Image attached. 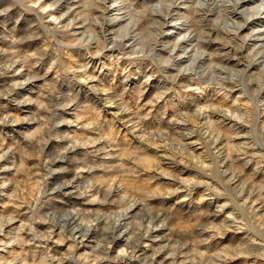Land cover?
<instances>
[{
  "label": "clouds",
  "instance_id": "1",
  "mask_svg": "<svg viewBox=\"0 0 264 264\" xmlns=\"http://www.w3.org/2000/svg\"><path fill=\"white\" fill-rule=\"evenodd\" d=\"M255 176L264 0H0V264H264Z\"/></svg>",
  "mask_w": 264,
  "mask_h": 264
},
{
  "label": "rangeland",
  "instance_id": "2",
  "mask_svg": "<svg viewBox=\"0 0 264 264\" xmlns=\"http://www.w3.org/2000/svg\"><path fill=\"white\" fill-rule=\"evenodd\" d=\"M149 99V97H145V100L142 101V103H145L147 100ZM149 116H151V113H148ZM120 135L125 139L128 140L129 139V135L127 133V131L125 129H121L120 131ZM136 145L132 144L131 148H126L125 152L122 154L123 157L127 158L129 156H135L136 155ZM157 151V146L153 145L151 148H149L148 150V154L141 156L139 159H137L135 161V163L137 165H139L140 167H142L144 175L143 177H136L134 178L131 182H130V187L133 189L139 188L141 187L144 183L147 182L148 178L151 177L154 172V168L155 166L160 162L156 156L154 155V153ZM202 151V149H195L193 148L192 150V155L193 157H196L199 155V152ZM231 150L229 149V155H231ZM194 165L198 164L199 161L197 159H193L191 161ZM182 167V166H181ZM183 178L188 179L190 178V176L195 175V169H188L185 170L183 173H181ZM244 175L247 176H251V170L247 169L244 170ZM161 180L166 181L165 177H160ZM262 179H264V177H260V176H255L253 177L254 182L259 183ZM248 204L252 205L254 208H259V204L255 202V199L253 198L252 200L248 201ZM10 210V208H9ZM203 211V209H201ZM228 213V216L231 217V209H227L226 210ZM261 212H264V209H261ZM258 215L260 213H257ZM244 236V232H240V233H236L234 234L233 232H228V234L226 236H224L221 239V243L222 244H229L230 242L233 245H238L239 243L242 242V237ZM203 251V249L201 250ZM230 264H243V260L242 259H236V258H232L230 261Z\"/></svg>",
  "mask_w": 264,
  "mask_h": 264
},
{
  "label": "bare ground",
  "instance_id": "3",
  "mask_svg": "<svg viewBox=\"0 0 264 264\" xmlns=\"http://www.w3.org/2000/svg\"><path fill=\"white\" fill-rule=\"evenodd\" d=\"M193 148L197 149L195 146Z\"/></svg>",
  "mask_w": 264,
  "mask_h": 264
}]
</instances>
